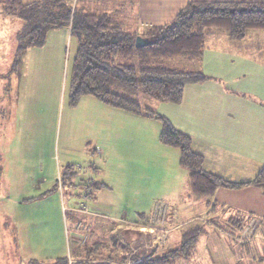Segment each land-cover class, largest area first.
I'll list each match as a JSON object with an SVG mask.
<instances>
[{
    "label": "rangeland",
    "instance_id": "1",
    "mask_svg": "<svg viewBox=\"0 0 264 264\" xmlns=\"http://www.w3.org/2000/svg\"><path fill=\"white\" fill-rule=\"evenodd\" d=\"M29 1L32 0H23ZM74 2L86 11L88 0ZM102 9L97 2L92 11ZM113 14L119 18L117 13ZM23 25V20L0 12V264H29L32 260L49 261L68 254L76 263L73 250L79 253L95 240L105 244L114 255L111 260H106L110 264H131L133 256L144 259L164 249L178 247L179 236L176 244L167 242L168 220L187 223L198 208L186 205L189 197H193L188 187L189 170L178 163L179 149L160 141L161 123L137 115L144 132L153 133L146 146L143 143L142 154H137L136 160L126 158L127 175L133 173L134 168L137 171L133 174L140 173L141 182L133 180L130 183H135L136 187L127 189L116 184L113 193L101 191L117 206L111 208L115 217L123 211L127 220H136L138 213L147 216L159 203L164 221L152 224L150 220L137 226V230L122 223L120 235L110 234L112 225L97 221L100 220L97 214L105 209L92 201L95 189L91 183L96 170L88 166L91 161L97 169H102L105 155L96 153L95 143L87 145V138L97 135L105 141L115 132L120 119L134 114L106 105L90 95L82 97L76 107L68 105L69 76L77 49V41L71 36L69 27L50 29L44 44L27 48L21 72L9 74L17 47V32ZM221 32L227 34L223 29ZM166 64L192 69L190 65L195 62L174 58ZM139 99L141 105L156 109L157 103L153 100L141 95ZM95 104L100 107L96 105L95 108ZM107 113L113 126H108L105 121ZM93 119L100 123L92 125ZM154 145H158V150H154ZM87 150L90 157L86 155ZM67 165L72 166L73 174L61 183L58 179ZM57 181L60 183L56 188ZM125 185H129V180ZM96 197V201H102ZM223 208L220 218H214L218 212L202 215L205 221L202 225L208 233L194 246L206 245L210 239L208 234L213 233L221 237V240L215 238V244L225 246L223 239L230 241L226 237L231 238L230 230L243 231L248 227L252 219L247 221L238 208ZM256 215L261 217L260 223L251 221L255 227L253 239L243 255L251 264H264V210ZM198 223L195 221L194 224ZM190 225H182L181 229ZM149 227H155L154 231L148 230ZM179 232L180 229L176 234ZM241 233L232 238L240 240ZM229 244L235 245L232 241ZM193 248L192 259L178 257L170 264H193L196 256ZM227 261L231 263L224 255L214 264H226Z\"/></svg>",
    "mask_w": 264,
    "mask_h": 264
},
{
    "label": "crops",
    "instance_id": "2",
    "mask_svg": "<svg viewBox=\"0 0 264 264\" xmlns=\"http://www.w3.org/2000/svg\"><path fill=\"white\" fill-rule=\"evenodd\" d=\"M188 1L191 0H88L85 9L92 11L94 4L98 2L103 8L101 11L119 15L120 24L124 29H134L136 33L142 34L153 25L170 22ZM221 30H208L200 59L183 58L194 61L195 65H190L192 69L182 70L200 71L208 78L200 83H187L180 103L156 102L154 110L169 119L176 129L191 137L192 149L204 157L203 166L207 172L243 185L236 188L218 187L209 200L189 197V203L186 205L190 208L197 207L198 211L187 223L176 219L172 221L171 218L168 220L166 228L168 244H176L178 236L181 239L185 230L196 226L203 228L197 239L199 242L202 235L208 233L202 225V222H205L202 220L204 213L216 215L218 212V216L213 215L217 218L223 207L238 208L239 213L244 214V218L247 217V221L255 219L260 223L261 217L256 213L264 210V188L247 184L264 166V29L249 30L240 40H231L227 31L225 30L227 33L225 34ZM96 105L95 108L100 107ZM109 116L107 113L105 121L108 126H113L114 123ZM92 121H94L92 125L100 123L97 119ZM115 127V132H112L105 141L97 135L89 136L87 145L95 143L94 150L98 151L96 153L105 155L102 169H97L93 162H88V166H92L97 172L96 177L92 179L93 182L96 180L97 183H102L100 189L96 188L92 194L94 204H100L105 209L97 214L96 217L100 219L97 221L104 222L106 226L112 225L109 233L120 235V232H123L122 223L132 225V228L137 230V226L143 225V220L137 215L136 220L129 221L123 211L120 216H116L117 218L113 216L114 210L111 208L116 205L108 200L110 197L103 191L113 193L116 184L121 189H127L136 187L135 183H130L133 180L141 182V174H133L136 169L133 168V173L127 175L129 168L126 158L136 160L142 154L143 143L146 146V141L153 137V133L150 135L144 132V126L136 114L126 116L124 120L120 119ZM153 147L154 150H158V145ZM88 150L86 155L90 157ZM127 180L129 185L126 187ZM96 196L102 198V201H96ZM204 209L206 210L202 213ZM195 221L199 223L195 225ZM187 224L192 225L182 230L181 226ZM178 229L180 232L176 234ZM241 231L242 229L230 230L235 237L240 235ZM218 235L208 234L210 239L206 245L193 246L196 254L193 264H214L224 255L226 259H231V263L227 261L226 264H244L246 260L243 253L249 249L248 245L253 235L252 239L241 243L242 241H235L232 236L229 238L225 234L235 244H229L230 241L222 238L225 246L215 244L216 237L221 240ZM246 264L251 262L247 260Z\"/></svg>",
    "mask_w": 264,
    "mask_h": 264
},
{
    "label": "trees",
    "instance_id": "3",
    "mask_svg": "<svg viewBox=\"0 0 264 264\" xmlns=\"http://www.w3.org/2000/svg\"><path fill=\"white\" fill-rule=\"evenodd\" d=\"M0 12L24 21L17 32L9 74L21 72L27 48L44 44L50 29L69 27L77 41L68 85L70 107H76L83 96L90 95L106 105L158 120L159 139L179 149L178 163L189 170L188 187L195 198L209 200L218 187L243 185L207 172L204 157L192 149L191 137L176 129L164 115L141 105L139 96L157 103H180L187 83H200L208 77L200 71L175 69L166 62L174 58L200 59L210 29L226 30L231 40L244 38L249 30L264 29V1L191 0L170 22L153 25L142 34L124 29L115 14L85 11L74 0H0ZM137 36L146 43L135 46ZM71 167H63L61 183L73 174ZM59 183L56 182V188ZM91 184L96 189L102 183ZM247 184L264 188V166ZM138 215L143 224L152 219V212ZM202 232L199 226L187 229L182 233L180 247L164 249L144 259L133 256L131 264H170L178 257L188 258ZM244 241L247 240L241 243ZM72 254L77 259L75 264H110L106 260L114 257L97 240L79 253L73 250ZM29 264H68V259L64 256L49 261L32 260Z\"/></svg>",
    "mask_w": 264,
    "mask_h": 264
},
{
    "label": "built area",
    "instance_id": "4",
    "mask_svg": "<svg viewBox=\"0 0 264 264\" xmlns=\"http://www.w3.org/2000/svg\"><path fill=\"white\" fill-rule=\"evenodd\" d=\"M159 205H161V204H156V206H155V208H154V210L152 211V219H151V221H152V224H154L155 222H157L158 224H160V222L162 221H164V218H162V211L163 210H161V206H159ZM251 221H254V222H256V220L255 219H252ZM250 221V223L248 224V227L247 228H245L243 231H242V233H241V239L239 240V239H237L238 241H243V240H249L250 238H251V236H252V234H253V231H254V228L255 227H253V222H251ZM144 228H146V227H144ZM148 230L149 229H152L153 231H154V229H155V227H149V228H147ZM149 233H151V232H149ZM67 259H68V264H74L75 263V260H74V258L73 257H71V255L70 254H68L67 255Z\"/></svg>",
    "mask_w": 264,
    "mask_h": 264
},
{
    "label": "water",
    "instance_id": "5",
    "mask_svg": "<svg viewBox=\"0 0 264 264\" xmlns=\"http://www.w3.org/2000/svg\"><path fill=\"white\" fill-rule=\"evenodd\" d=\"M146 43V40L141 36H137L135 40V46L139 47Z\"/></svg>",
    "mask_w": 264,
    "mask_h": 264
},
{
    "label": "bare ground",
    "instance_id": "6",
    "mask_svg": "<svg viewBox=\"0 0 264 264\" xmlns=\"http://www.w3.org/2000/svg\"><path fill=\"white\" fill-rule=\"evenodd\" d=\"M190 61V60H189ZM176 69V68H175ZM154 119V118H153ZM96 172V171H95ZM97 174V172H96ZM96 181V180H95ZM100 181V180H99ZM189 182V181H188ZM78 204V203H77ZM75 208V207H74ZM117 218V217H116ZM93 224V223H92ZM153 235V234H152ZM86 243V242H85ZM99 243V242H98ZM180 247V246H179ZM128 257V256H127ZM133 260V259H132ZM169 264V263H168Z\"/></svg>",
    "mask_w": 264,
    "mask_h": 264
}]
</instances>
